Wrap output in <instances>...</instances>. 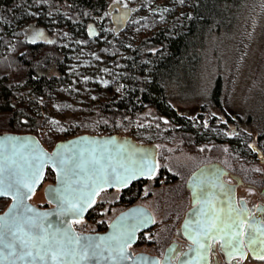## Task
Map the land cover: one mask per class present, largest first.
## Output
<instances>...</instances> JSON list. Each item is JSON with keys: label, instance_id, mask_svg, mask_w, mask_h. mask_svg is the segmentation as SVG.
I'll list each match as a JSON object with an SVG mask.
<instances>
[{"label": "trees", "instance_id": "16d2710c", "mask_svg": "<svg viewBox=\"0 0 264 264\" xmlns=\"http://www.w3.org/2000/svg\"><path fill=\"white\" fill-rule=\"evenodd\" d=\"M110 1L0 0V133H35L52 149L61 139L49 130L51 117L42 99H51L62 90L71 92L68 82L73 78L70 69L74 55L84 46H90L98 55H106L111 60L110 95L89 102L86 111L77 115L76 128L65 131L66 138L81 133H116L127 128L123 123L116 125L119 116L134 119L139 112L152 106L158 115L178 125V131L191 135L194 145L188 146L189 149L194 150L201 143H221L223 139L218 134L172 106L167 87L177 82L180 73L193 64L194 45L204 37L214 16L220 18L236 11L244 0H168L170 3L165 8L171 15L169 18L145 15L131 23L142 34L133 44L121 38V31L116 33L107 27L103 13ZM140 1L137 11L147 10L157 0ZM30 24L40 32H50L52 39H29L26 27ZM126 29L127 26L122 31ZM154 45H158L156 51L146 50ZM45 57L57 59L56 73L38 71ZM218 95L219 84L214 90L215 100ZM230 143L235 150L245 151L242 142L233 139ZM158 177L173 179L175 175L161 166ZM48 180H55L51 169L45 177V181ZM146 180L136 181L123 189L119 204L136 203ZM9 202V198L0 199V212ZM102 207L96 201L83 219L95 223L97 231L108 227L106 220H100Z\"/></svg>", "mask_w": 264, "mask_h": 264}, {"label": "rangeland", "instance_id": "374dc122", "mask_svg": "<svg viewBox=\"0 0 264 264\" xmlns=\"http://www.w3.org/2000/svg\"><path fill=\"white\" fill-rule=\"evenodd\" d=\"M123 1L128 8H123ZM113 3L111 0L109 5L114 6ZM140 3V0H117L115 6L121 9L120 23L129 15L130 9ZM169 3L168 0H157L147 10L136 11L127 29L119 34L121 38L127 39V43H136L142 34L131 23L145 15L169 18L171 15L165 8ZM32 12L35 13L34 8ZM110 14L107 15V27L113 29V23L109 22ZM214 17L216 19L213 18L204 35L205 40L201 37L194 45L196 58L193 64L180 73L177 82L168 85L167 97L181 114L194 119L199 117L201 126L218 134L223 139L221 143H201L194 150L189 149L188 146L194 145L191 135L178 131V125L158 115L152 106L139 112L134 119L117 118V126L122 123L127 126L117 133L131 135L140 142L157 143L160 167L165 166L175 175L173 179L159 178L157 173L155 178L144 182L136 203L147 205L154 212L156 223L144 234L143 242L134 247L135 251L159 252L169 241L171 229L178 226L188 205L186 179L200 165L218 161L230 170L244 174L264 171V163L254 158L250 147L254 143L264 147V0H244L236 11L225 13L220 18ZM32 26L26 27L29 39H52L50 32L47 35ZM157 47L148 46L146 50L156 51ZM82 49L74 55L70 69L73 72V78L68 82L71 92L62 90L51 99H42L45 111L51 117L49 130L61 140L66 138L65 131L76 128L75 119L86 111L89 102L110 95L108 71L111 60L106 55H98L94 47L84 46ZM56 64V58L45 57L37 69L41 73H56ZM217 84L219 95L215 100ZM225 121L233 128L226 126ZM229 131L237 142L243 143L244 152L235 150L227 141ZM49 182L44 181L35 192L33 202L41 206L47 204L44 186ZM122 193L121 189L100 192L96 201L103 206L101 221L106 220L109 224L128 207L119 204ZM75 226L81 231H97V225L86 220Z\"/></svg>", "mask_w": 264, "mask_h": 264}, {"label": "water", "instance_id": "95a60500", "mask_svg": "<svg viewBox=\"0 0 264 264\" xmlns=\"http://www.w3.org/2000/svg\"><path fill=\"white\" fill-rule=\"evenodd\" d=\"M138 8H131V14ZM127 24L128 19L115 23L114 32L122 31ZM159 152L160 147L155 142H140L131 135L117 132L81 133L59 140L52 149L35 133L1 132L0 180L5 184H13V187L17 183L31 185L30 190L21 189L27 192L23 200H19L12 189L0 195V199H10L7 207L0 212V218H4L0 220V224L4 225L0 229L3 235V244H0L3 264H42L38 258L33 259L37 252L43 254L48 247L42 243L41 237L47 239L50 245L54 241L59 242L54 250L75 255V259L65 256L58 264H167L166 257L161 258L145 251L134 252L132 248L138 242L140 232L152 228L156 222L153 211L143 203L132 204L120 211L106 230L81 231L75 226V222L86 218L103 190L125 189L136 181L155 177L160 166ZM259 155L263 157V152L259 151ZM61 159L67 161L63 168L58 163ZM145 160L147 165L143 163ZM148 167L152 171H147ZM48 169L54 172L55 180L44 186L48 205L41 206L33 202L32 197L43 185ZM37 170L38 180L33 175ZM141 171L143 174H138ZM227 173L228 169L218 161L205 163L193 172L188 188L193 202H200L198 209L202 207L207 214H211L209 206L232 200L233 190L224 181ZM130 175L133 178L127 183L122 179H113ZM52 189L67 191L61 197V192H53ZM64 197L68 203L62 202ZM71 204H78L83 211L66 212L65 209ZM196 211L197 208L191 209L186 216L185 223H189L192 229ZM25 221H30L31 226ZM13 229L27 245L21 247L20 240H17L15 252L10 255L11 250L3 245L13 241L14 238L9 234ZM85 248L88 259H81ZM26 251H31L33 257L20 259ZM121 256L125 258L121 259ZM193 257L194 254L187 252V258L193 260ZM43 264L52 262L45 261Z\"/></svg>", "mask_w": 264, "mask_h": 264}, {"label": "flooded vegetation", "instance_id": "af4514ba", "mask_svg": "<svg viewBox=\"0 0 264 264\" xmlns=\"http://www.w3.org/2000/svg\"><path fill=\"white\" fill-rule=\"evenodd\" d=\"M113 1L114 6L111 3L109 8L104 10L103 17L107 18L108 13H111L109 22L111 21L114 26L115 23H120L118 16L121 9L115 6L117 0ZM123 3V8L129 7L125 1ZM111 6L114 8L109 10ZM140 6V4L137 5V7ZM136 11L131 14L130 9L129 15L123 20L128 19L129 22ZM47 35L50 34L47 33ZM196 119L200 121L199 117ZM224 123L226 126L229 125L233 128L229 122L225 121ZM235 132L238 133L237 130ZM234 137L229 131L227 141L230 143V140L235 139ZM250 147L254 153L252 154L254 158L264 163V147L255 143L250 144ZM259 151L263 152V157H260ZM227 169L228 173L224 175V181L227 187L233 190V196L230 193L232 200L209 206L208 209L212 211L211 214H207L202 207L198 209L200 202H193L191 190L188 188V181L195 169L185 182L188 205L178 226L174 230L171 229V238L162 250L149 253L158 255L161 258L166 257L167 264H264V259L259 258L264 256V243H262L264 235L261 234L264 232V171L244 174ZM196 208L195 216L197 215V217L195 218V226L192 229L189 223H185L186 216L189 210H196ZM241 219L246 220L245 234L238 235L239 230L234 227L233 222H238ZM249 224L252 225L251 237L247 235ZM148 230L140 232L138 242L132 246L133 250L134 247L143 242V236ZM205 233L209 235L206 236ZM211 237H215V239ZM250 239L255 240V243H250ZM201 244L204 247H200ZM134 252H140V250H134ZM187 252L194 254L195 258L193 257V260L187 258Z\"/></svg>", "mask_w": 264, "mask_h": 264}, {"label": "snow or ice", "instance_id": "6c2138e0", "mask_svg": "<svg viewBox=\"0 0 264 264\" xmlns=\"http://www.w3.org/2000/svg\"><path fill=\"white\" fill-rule=\"evenodd\" d=\"M57 155H60V154L57 153ZM58 163L63 168L67 164V161L61 159V160L58 161ZM143 163H144V165H147V161L146 160ZM77 166H79V165H77ZM125 171H128V170L125 169ZM147 171H152V169L150 167H148L147 168ZM136 174L137 173H133V175H136ZM138 174H143V172L141 171ZM33 175H34V177H35L36 180L39 179L38 170ZM132 178H133V176H131V175L130 176L123 177V178H121L119 176L113 177V179H122V181L124 183H127V181L129 179H132ZM8 189H12L15 192L17 198L19 200H23L24 198L27 197V192L26 191H22L21 189H28V190H30L31 189V185L26 184V183L25 184L17 183L16 186L13 187V184H5L3 180H0V195L4 194V192L7 191ZM52 191L53 192H58V191L61 192V197H63L64 191H67V189H64V190L52 189ZM61 197H57V198L60 199ZM62 202L63 203H68L67 198L64 197ZM85 203H87V202H85ZM29 211H31V209H29ZM65 211L66 212L78 213V212L83 211V208H81L78 204H71L68 208L65 209ZM44 215H47V214H44ZM3 219L4 218H0V220H3ZM24 223L25 224H28L29 226H31V222L30 221H25ZM245 223H246V220H244V219H241L238 222L237 221H234L233 222L234 227L239 230V232L237 233L238 235L245 234L244 233ZM3 227H4V225L3 224H0V229H2ZM248 228H249V231H248L247 235H249V237H251V235H252V225L249 224L248 225ZM20 230H22V228ZM9 234L14 239H13V241L11 243H9L7 245H3V247H6V248L10 249L11 251H10L9 254L11 255V254H13L15 252V249H16V241L17 240H20V238L16 235V230L15 229L10 230ZM261 234L264 235V232H262ZM205 235L207 236L209 234L208 233H205ZM211 238L212 239H215V237H211ZM40 239H41V241H42V243L44 245H48V247H46L44 249V253L43 254H40L39 252H37L36 257H33V254H32L31 251H26L19 258L20 259H24L25 257H33V259H37L38 258L42 262V264L45 261H50V262H52V264H58V262L62 261L65 256H71L73 259H75V255L73 253H68V252H66L64 250H54V248L58 246V243L59 242H55L54 241L53 244L50 245L49 242H48V240L45 239L44 237H41ZM195 242L196 241L194 240V243ZM77 243H78V241H77ZM229 243H230V241H229ZM250 243H255V240H251L250 239ZM262 243H264V241H262ZM0 244H3V235L2 234H0ZM26 245H27V242L26 241L20 240V246L21 247H25ZM200 247H204V245L201 244ZM121 251H122V249H121ZM0 252H2V249H0ZM120 258L121 259H124L125 257L121 256ZM259 258L260 259H264V256H260ZM81 259H88L87 248L84 249V254L81 257ZM0 264H3V257L2 256H0ZM157 264H158V262H157Z\"/></svg>", "mask_w": 264, "mask_h": 264}, {"label": "bare ground", "instance_id": "6f19581e", "mask_svg": "<svg viewBox=\"0 0 264 264\" xmlns=\"http://www.w3.org/2000/svg\"><path fill=\"white\" fill-rule=\"evenodd\" d=\"M220 97V96H219Z\"/></svg>", "mask_w": 264, "mask_h": 264}]
</instances>
